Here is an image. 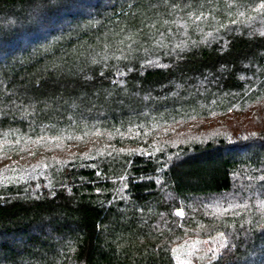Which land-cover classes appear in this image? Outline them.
<instances>
[{
	"label": "trees",
	"instance_id": "16d2710c",
	"mask_svg": "<svg viewBox=\"0 0 264 264\" xmlns=\"http://www.w3.org/2000/svg\"><path fill=\"white\" fill-rule=\"evenodd\" d=\"M253 107L264 0H0V264H264Z\"/></svg>",
	"mask_w": 264,
	"mask_h": 264
},
{
	"label": "rangeland",
	"instance_id": "374dc122",
	"mask_svg": "<svg viewBox=\"0 0 264 264\" xmlns=\"http://www.w3.org/2000/svg\"><path fill=\"white\" fill-rule=\"evenodd\" d=\"M247 119L249 120L250 126L245 129L243 139L261 138L263 136L262 132L264 131V109L262 107H253L248 110L237 109L227 115L224 121L229 127H233L236 123H245Z\"/></svg>",
	"mask_w": 264,
	"mask_h": 264
},
{
	"label": "snow or ice",
	"instance_id": "6c2138e0",
	"mask_svg": "<svg viewBox=\"0 0 264 264\" xmlns=\"http://www.w3.org/2000/svg\"><path fill=\"white\" fill-rule=\"evenodd\" d=\"M177 215L183 216V212H178Z\"/></svg>",
	"mask_w": 264,
	"mask_h": 264
}]
</instances>
